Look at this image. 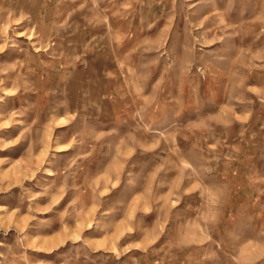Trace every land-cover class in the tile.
Instances as JSON below:
<instances>
[{
  "label": "rangeland",
  "instance_id": "obj_1",
  "mask_svg": "<svg viewBox=\"0 0 264 264\" xmlns=\"http://www.w3.org/2000/svg\"><path fill=\"white\" fill-rule=\"evenodd\" d=\"M0 264H264V0H0Z\"/></svg>",
  "mask_w": 264,
  "mask_h": 264
}]
</instances>
